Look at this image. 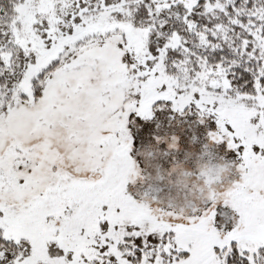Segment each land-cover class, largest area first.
Listing matches in <instances>:
<instances>
[{
	"label": "snow or ice",
	"instance_id": "obj_1",
	"mask_svg": "<svg viewBox=\"0 0 264 264\" xmlns=\"http://www.w3.org/2000/svg\"><path fill=\"white\" fill-rule=\"evenodd\" d=\"M0 264H264V0H0Z\"/></svg>",
	"mask_w": 264,
	"mask_h": 264
}]
</instances>
